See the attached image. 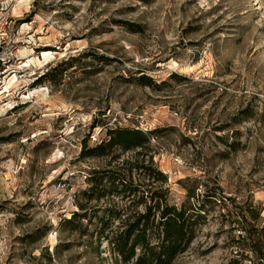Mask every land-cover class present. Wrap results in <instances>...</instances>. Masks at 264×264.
<instances>
[{"label": "rangeland", "instance_id": "rangeland-1", "mask_svg": "<svg viewBox=\"0 0 264 264\" xmlns=\"http://www.w3.org/2000/svg\"><path fill=\"white\" fill-rule=\"evenodd\" d=\"M1 8L13 23L0 63V264H125L96 230L118 229L159 188L205 212L173 264H264L250 250L264 243V0ZM116 128L144 146L92 155ZM118 176L137 186L129 197ZM73 212L85 216L66 222Z\"/></svg>", "mask_w": 264, "mask_h": 264}, {"label": "trees", "instance_id": "trees-1", "mask_svg": "<svg viewBox=\"0 0 264 264\" xmlns=\"http://www.w3.org/2000/svg\"><path fill=\"white\" fill-rule=\"evenodd\" d=\"M143 134L135 129L116 128L110 130L108 140L105 144H97L90 153L92 155H103L105 150L113 147L131 149L142 147L141 138ZM145 170L151 169L146 165L139 166ZM156 174L165 177L157 170ZM120 175V174H118ZM122 184L126 197L136 190L137 186L132 185L125 178L117 177ZM116 178L111 177L110 181ZM92 180V179H91ZM147 200H143L144 210L135 211L122 218L120 227L117 229L111 226L102 225L96 230L97 237H103L111 244L112 250L121 258L125 264H173L178 254L187 249L195 238L197 228L202 224L204 210L201 205L193 206L186 200L177 204L170 202L166 189L145 190ZM132 195V194H131ZM102 196V194H100ZM113 218L119 219L117 210L108 209ZM85 214L73 212L65 219L72 222L76 217H84ZM121 219V218H120ZM264 243L256 242L252 248L256 259L262 258Z\"/></svg>", "mask_w": 264, "mask_h": 264}, {"label": "built area", "instance_id": "built-area-1", "mask_svg": "<svg viewBox=\"0 0 264 264\" xmlns=\"http://www.w3.org/2000/svg\"><path fill=\"white\" fill-rule=\"evenodd\" d=\"M12 15L5 8L0 9V63H5L11 57L9 48L10 34L12 30Z\"/></svg>", "mask_w": 264, "mask_h": 264}, {"label": "bare ground", "instance_id": "bare-ground-1", "mask_svg": "<svg viewBox=\"0 0 264 264\" xmlns=\"http://www.w3.org/2000/svg\"><path fill=\"white\" fill-rule=\"evenodd\" d=\"M51 54H52V53L48 52V53L43 54V56H49V55H51ZM15 81H16L15 76H12V78L8 81V83L6 82V86H5L4 91H5V92L7 91V89H8V84H11V83H13V82H15Z\"/></svg>", "mask_w": 264, "mask_h": 264}]
</instances>
